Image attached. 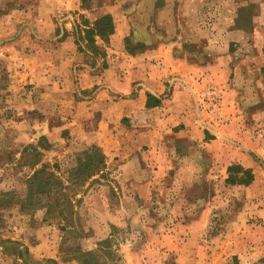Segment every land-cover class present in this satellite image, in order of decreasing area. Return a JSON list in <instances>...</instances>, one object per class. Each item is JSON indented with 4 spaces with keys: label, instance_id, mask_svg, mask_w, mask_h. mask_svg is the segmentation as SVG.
Returning <instances> with one entry per match:
<instances>
[{
    "label": "rangeland",
    "instance_id": "obj_1",
    "mask_svg": "<svg viewBox=\"0 0 264 264\" xmlns=\"http://www.w3.org/2000/svg\"><path fill=\"white\" fill-rule=\"evenodd\" d=\"M85 2L89 5L87 10L81 9L79 0L78 11H57L49 28L55 25L60 31V27L64 28L65 24L70 23L69 31L72 32L71 24L78 20L79 15L93 22L107 8L112 10L118 4L121 5V13L129 16L134 14V7L140 4L150 9L152 15H149L148 30L152 29L151 34L155 37L158 35L157 39L152 40L151 45H145L136 41L133 35L126 37L121 46L128 53L164 41L168 27L166 12L162 10L168 6L174 17L169 24L171 27L176 24L174 28L178 44L190 60L205 62L212 55L228 57L232 73L228 74L227 82L238 86L237 108L243 111L242 119L235 126L238 132L231 142H227V146L223 145L227 149L217 155L198 146L200 144L190 145L193 147L188 152L189 156L198 164L192 167L178 162L179 169L170 171L162 188L163 193L153 192L149 201L134 199L131 193H126L127 190L111 178V184L106 183L102 187L92 185L77 206L74 226L62 231L55 222H34L27 211H21L19 205L13 204L15 197L20 198L25 194V178L30 172L28 168H18L15 164L19 148L36 144L39 137L29 134V137L21 138L24 129L20 124L19 127L18 124L13 128L2 127L0 192L8 195L0 196V200H4L3 203L9 199L11 201L5 205L0 201V264H61L67 261L84 264L92 257L94 264H234L235 260L237 264H264L261 263L264 261V185H258L256 190L233 187L226 185L224 178L227 175L226 166L237 164V159L242 155L235 149L242 148L245 149L242 152L246 151L245 155L251 157L258 170L262 171L260 176L264 174V159L256 152L264 145V118L257 120L252 116L254 111H264V0ZM31 3L32 0H0V15H8L11 19V22L5 17L0 20V35H3L4 28L9 37L26 32V29L36 31L45 27L46 31L47 25L38 26L33 18L34 25H30V18L28 22L24 21L26 24L17 23V20L25 17L15 11L30 8ZM98 44L107 53L109 43ZM15 62L18 64V59L13 64ZM84 63L93 68L98 66L96 71L102 65L100 59H93L87 54ZM3 71L0 72V96L5 98V90L1 88L7 76L2 74ZM33 87L29 84L16 87L15 100L19 102H13L11 108L3 103L9 108L5 106L0 117L13 112L18 121L24 115L26 119L31 115L30 123L38 117H47L50 127L68 126L69 120L60 121L54 106L47 105L45 109L37 107L40 89ZM28 95L32 96L33 103L23 102ZM30 128L26 132L30 133ZM54 142L51 143L53 150L45 153L43 161L51 164L58 161L69 166L73 153L81 148V144L68 134H62V140ZM182 155L179 149L178 157L181 160ZM124 194L126 197L131 195V199L124 198ZM134 213L140 217L136 221L137 228L132 229ZM116 220H120L121 225L112 223ZM40 226H45L49 239L55 243L57 260L36 258L31 253L30 245L38 240L33 229ZM103 240L110 241L109 248L105 249V245L100 244Z\"/></svg>",
    "mask_w": 264,
    "mask_h": 264
},
{
    "label": "crops",
    "instance_id": "obj_2",
    "mask_svg": "<svg viewBox=\"0 0 264 264\" xmlns=\"http://www.w3.org/2000/svg\"><path fill=\"white\" fill-rule=\"evenodd\" d=\"M27 9L15 11L25 17L17 23L26 24L30 18V25H34V19L38 26L46 24V31L45 27L36 31L26 29V32L9 37V33H5L7 29L2 30L0 72L5 69L2 74L7 77L1 88L5 90V98L0 96V115H3L5 106L10 105L11 108L13 102H19L15 100V88L29 84L40 89L37 107L54 106L60 121L68 119L69 124L50 127L47 117H38L30 123L31 115L29 119L24 115L18 121L12 112L0 117L1 132L2 127L13 128L18 124L17 127L21 125L24 129L21 138L31 134L44 136L50 143H55L62 140V134H68L81 144L77 152L96 146L105 157L106 177L95 185L102 187L106 183L111 184V179L115 180L127 190L126 193L140 201L151 200L155 191L163 193L170 171H178L182 162L192 167L198 164L189 156L188 152L193 147L190 145L200 144L198 146L217 155L227 149L223 145L227 146L238 132L235 126L242 119L243 111L237 108L238 86L227 82L228 74L232 73L228 57L210 55L209 61L190 60L178 44L176 24L173 27L169 24L174 17L168 6L162 10L166 12L168 27L164 41L134 53L122 48L126 37L133 35L136 41L145 45H151L152 40L157 39L158 35L155 37L151 34L152 29L148 30L149 15H152L150 9L140 4L129 16L121 13L119 4L112 10L107 8L102 15L112 16L114 34L108 42L107 66H101L98 71V66L93 68L84 63L85 54L78 52L74 45L70 23L60 27L58 34L55 25L49 28L57 11H78L79 0H32ZM4 17L11 22L8 15H0V20ZM71 25L73 30L74 22ZM64 31L70 36L62 39ZM15 59H18V64H13ZM30 95L23 102L33 103ZM148 96L150 103L158 100L159 104L147 107ZM252 116L260 120L264 118V111H254ZM29 126L30 133L26 132ZM179 149L183 154L182 160L178 157ZM235 150L242 154L237 164L252 169L254 173L252 184L243 187L256 190L258 185H264V174L260 176L262 171L258 170L251 157L245 155L246 151L242 152L245 149ZM77 152L73 153L72 162ZM256 152L264 159V145ZM110 172L113 173L111 176ZM124 198L131 199V195ZM133 216L132 229L137 228L136 221L140 217L137 213ZM112 223L121 225L120 220ZM47 231L45 226L33 229L38 240L30 245L31 253L36 258L57 260L55 243L49 239Z\"/></svg>",
    "mask_w": 264,
    "mask_h": 264
},
{
    "label": "trees",
    "instance_id": "obj_3",
    "mask_svg": "<svg viewBox=\"0 0 264 264\" xmlns=\"http://www.w3.org/2000/svg\"><path fill=\"white\" fill-rule=\"evenodd\" d=\"M85 3V0H81V9L87 10L89 5ZM55 32L58 34L59 30L56 29ZM113 34L114 22L110 14L102 15L93 22L84 15H79L71 32L77 51L91 55L93 59H102V68L107 66L106 50L98 43L107 44ZM67 36L70 35L64 31L62 39ZM147 98V107L159 104L158 100L152 104L149 102V96ZM52 146L46 137L41 136L36 144L19 148V157L15 160V164L18 168H28L30 172L25 178V194L20 198L15 197V201L12 202L14 205H19L21 211H27L34 222L39 221L41 224L55 222L60 230L65 231L74 226L76 209L86 190L106 177V163L103 153L96 146L86 147L77 152L69 166L58 161L52 164L43 161L45 153L50 152ZM253 181L252 169L243 168L239 164L227 167L226 185L247 187ZM7 195L0 192L2 197ZM0 201L4 202V200ZM10 201L9 199L7 203ZM100 244H104L105 249L110 247L109 240H103ZM84 264H94V258L92 257L91 261H84ZM234 264H237V260Z\"/></svg>",
    "mask_w": 264,
    "mask_h": 264
}]
</instances>
